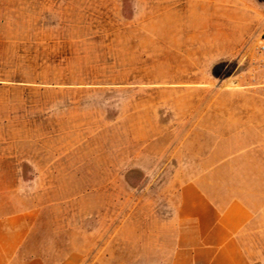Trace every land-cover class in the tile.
<instances>
[{
  "label": "rangeland",
  "instance_id": "rangeland-1",
  "mask_svg": "<svg viewBox=\"0 0 264 264\" xmlns=\"http://www.w3.org/2000/svg\"><path fill=\"white\" fill-rule=\"evenodd\" d=\"M263 31L264 0H0V192L7 211L37 208L32 248L151 261L180 169L242 149ZM250 173L238 192L264 200ZM254 227L264 264V215Z\"/></svg>",
  "mask_w": 264,
  "mask_h": 264
},
{
  "label": "crops",
  "instance_id": "crops-1",
  "mask_svg": "<svg viewBox=\"0 0 264 264\" xmlns=\"http://www.w3.org/2000/svg\"><path fill=\"white\" fill-rule=\"evenodd\" d=\"M239 106L243 108L239 119L244 127L236 138L242 149L228 159L211 152L180 169L171 216L158 222L153 258L140 264H262L251 253L260 249L250 237L261 231L254 224L264 211L261 207L258 213L249 202L264 200L260 195L238 192L237 188L251 185L247 181L251 171L255 181L264 179V99L240 100ZM227 140L220 144L221 150L230 146ZM233 161L238 162L236 167ZM4 196L1 191L0 264H49L31 245L38 224L37 208L7 211ZM68 245L60 264H90L87 249L80 242ZM108 252L104 259L94 258L92 264H118L112 246Z\"/></svg>",
  "mask_w": 264,
  "mask_h": 264
},
{
  "label": "built area",
  "instance_id": "built-area-1",
  "mask_svg": "<svg viewBox=\"0 0 264 264\" xmlns=\"http://www.w3.org/2000/svg\"><path fill=\"white\" fill-rule=\"evenodd\" d=\"M253 49L258 56L264 59V31L260 33ZM261 91L264 93V85L261 87Z\"/></svg>",
  "mask_w": 264,
  "mask_h": 264
}]
</instances>
